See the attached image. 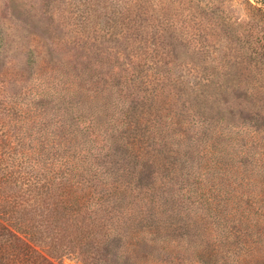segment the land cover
<instances>
[{"label": "rangeland", "instance_id": "374dc122", "mask_svg": "<svg viewBox=\"0 0 264 264\" xmlns=\"http://www.w3.org/2000/svg\"><path fill=\"white\" fill-rule=\"evenodd\" d=\"M70 98L74 109L68 107ZM134 99L145 103L137 106ZM17 124H28V130L18 127L24 136L27 131L32 137L96 138L101 144L75 149L69 158H79L78 167L113 173L122 162H115L106 141L114 127L123 125L129 133L137 125L149 144L146 151L162 162L161 173L170 174L162 182L175 189L184 187L189 165L196 167L198 153L211 144L209 178L239 192L230 153L242 151L237 158L247 160L236 143L240 138L230 136L243 130V147L264 141V4L0 0V138L15 132ZM197 133L204 139L195 138ZM96 156L101 161H94ZM259 157L264 162V153ZM119 181L89 177L83 187L107 200L110 221L141 259L152 249L133 238L135 226L148 233L153 224L131 213L129 197L120 200L135 184ZM254 184L247 190L251 215L206 219L214 243L204 264H264V183ZM190 221L198 224L185 219L179 234L197 241L201 227ZM211 251L215 260L205 258ZM61 264L83 263L64 258Z\"/></svg>", "mask_w": 264, "mask_h": 264}, {"label": "trees", "instance_id": "16d2710c", "mask_svg": "<svg viewBox=\"0 0 264 264\" xmlns=\"http://www.w3.org/2000/svg\"><path fill=\"white\" fill-rule=\"evenodd\" d=\"M261 2L264 4V0ZM73 96L76 98L78 94ZM133 102L137 106L145 103L135 99ZM67 104L69 109L75 108L71 98ZM82 106L83 110L88 109L87 103ZM127 112L132 120L133 111ZM27 125L17 124L14 135L10 132L0 138V264H55L52 260L61 264L64 258L83 264H204L203 256L207 248L213 249L214 243L206 219L248 217L252 211L247 190L254 183L263 187L264 162L259 156L264 153V141L243 147V130L230 136L240 138L236 143L241 145V156L247 160L237 158L242 151L230 153L231 161L237 164L233 166L236 183L242 186L237 192L238 188L227 189L229 185L219 186L209 178L208 159L215 149L211 144L198 153L200 162L196 167L189 165L184 187L175 189L177 186L162 182L170 174L161 173L162 162L146 151L149 144L137 134V125H132L129 133H124L123 125L114 127L106 141L108 151L116 156L115 162L117 159L122 162V167H114L115 173L101 171L97 166L78 167L79 158L76 161L69 158L75 149L92 150L101 144L96 138L84 134L81 138H54L44 134L32 137L27 131L25 136L20 135L22 131L18 127L28 130ZM200 136L205 137L201 133L194 137L200 140ZM12 140H18L16 145ZM179 150L186 157L187 153ZM95 160L101 161L97 156ZM114 176L118 182L121 178L135 184L131 186L130 196L118 197L124 203L129 197L131 213L140 221L153 224L148 233L135 226L138 235L133 238L143 239L141 243L152 249L144 258L138 259L129 251L121 228L114 227L110 221L107 200L94 197L83 187L89 177ZM185 219L198 221V224L189 222L201 227L197 241L179 234L187 225ZM137 245L135 241L133 246ZM215 257L214 251L205 256L211 260Z\"/></svg>", "mask_w": 264, "mask_h": 264}]
</instances>
